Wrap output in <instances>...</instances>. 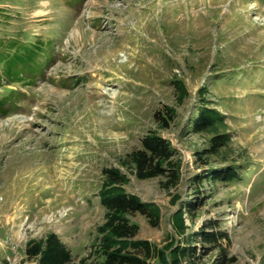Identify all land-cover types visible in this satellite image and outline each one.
<instances>
[{
	"label": "rangeland",
	"instance_id": "rangeland-1",
	"mask_svg": "<svg viewBox=\"0 0 264 264\" xmlns=\"http://www.w3.org/2000/svg\"><path fill=\"white\" fill-rule=\"evenodd\" d=\"M0 10V36L41 35L55 54L34 84L17 85L18 107L0 113V262L24 261L27 241L50 231L86 255L105 219L103 169L117 167L128 192L160 207L158 225L130 216L138 238L183 243L215 220L235 263L264 264V0H0ZM202 103L225 115L219 131L232 137L197 159L212 134L188 130ZM150 130L176 148V186L134 173L129 153ZM232 162L244 179L194 193L195 173ZM197 194L182 235L173 215ZM192 243L196 264H213L218 249Z\"/></svg>",
	"mask_w": 264,
	"mask_h": 264
},
{
	"label": "trees",
	"instance_id": "trees-1",
	"mask_svg": "<svg viewBox=\"0 0 264 264\" xmlns=\"http://www.w3.org/2000/svg\"><path fill=\"white\" fill-rule=\"evenodd\" d=\"M0 13L6 14L4 10H0ZM54 61V46L50 39L44 40L37 34L26 36L24 32L0 36V87L6 88L0 95V113L9 114L18 107L20 99L26 97V93L17 85L34 84ZM177 84L182 93L187 92L182 84ZM205 90L207 89L202 88L200 91L201 98ZM168 110L173 114V108ZM195 113L188 130L193 133L212 132L208 147L196 151L197 159H204V154L209 157L220 155L222 148L230 143L232 137L230 132L219 131V127L224 124L225 115L204 103L199 105ZM129 159L138 178L160 177L162 187L178 185L183 176L176 148L155 130H150L143 136L142 146L134 148L129 153ZM243 167L244 165L235 162L211 166L207 171L195 173L191 177L192 189L195 190L194 193H200L205 182L214 186L218 181H240L245 178L242 176ZM103 172L104 178L98 196L105 208V219L97 227L98 236L91 244L90 251L78 258L58 233L50 231L43 237L29 239L25 246L26 259L16 264H28L27 261H33L34 264H196L199 248L192 243L193 239H199L204 250L218 249L219 253L213 264H237L236 257L229 255L224 244V241L230 242V235L215 220L189 234L183 243L172 238L160 247L146 238H138L140 226L130 216L141 213L153 225H158L161 218L160 207L157 203L144 201L139 195L128 192L124 187L128 181L127 173L119 168L106 167ZM194 197L196 198L184 200L173 215L176 218L175 227L182 235L186 229L184 207L193 213L201 201L198 194Z\"/></svg>",
	"mask_w": 264,
	"mask_h": 264
}]
</instances>
